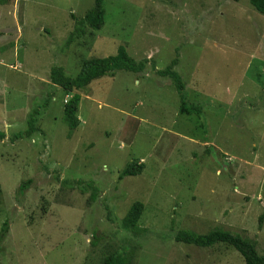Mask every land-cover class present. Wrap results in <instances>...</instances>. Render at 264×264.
<instances>
[{
    "label": "rangeland",
    "instance_id": "1",
    "mask_svg": "<svg viewBox=\"0 0 264 264\" xmlns=\"http://www.w3.org/2000/svg\"><path fill=\"white\" fill-rule=\"evenodd\" d=\"M94 5L0 0V229L10 222L0 264H102L113 253L246 264L226 244L176 242L181 230L230 231L264 255V16L250 0H104V27L78 32ZM120 46L146 69L70 94L51 82L53 67L77 77ZM176 58L181 92L158 73ZM75 94L72 131L64 107ZM34 112L39 131L13 142ZM133 161L143 174L118 180ZM137 201L145 211L130 232L121 221Z\"/></svg>",
    "mask_w": 264,
    "mask_h": 264
},
{
    "label": "trees",
    "instance_id": "2",
    "mask_svg": "<svg viewBox=\"0 0 264 264\" xmlns=\"http://www.w3.org/2000/svg\"><path fill=\"white\" fill-rule=\"evenodd\" d=\"M250 3L256 11L264 16V0H250ZM105 14L104 0H95L94 8L90 10L82 20L76 22L77 31L81 32L84 25H89L94 30H101L105 25ZM178 62L177 58L174 59L166 69L158 73L162 77L170 78L175 88L181 92L185 90V84L182 77L175 71ZM146 64V61H136L133 59L129 55L126 47L120 46L114 56L85 60L82 63L81 72L77 77L68 76L64 68L56 66L51 69L50 79L55 86L62 88L67 94H70L74 91H83L87 89L93 81L105 76H114L116 72L120 70L135 73L143 72L146 69ZM80 101L81 96L75 94L66 102L64 107V114L69 122L70 130L72 131L77 129L80 125V119L78 117ZM194 110H197L198 114L201 113V109L199 108ZM180 112L182 114L191 113L185 100L182 101ZM36 115V112L30 115L27 120V130L13 135L11 138L13 142L17 139L29 138L39 131ZM6 137V133L0 131V140H4ZM144 168L145 165L143 163L133 161L123 169L118 180H123L126 177L139 176L143 174ZM31 183L32 180L22 183L18 189L19 192H25ZM144 211V203L140 201L135 202L122 219V228L130 232L137 231ZM263 221L264 213L260 216V223H263ZM9 231L10 222L6 220L0 229V245L6 240ZM175 240L176 242L195 245L201 248L213 247L217 244H226L239 252L246 264H264V255L260 254L257 250V243L255 241L223 229H215L207 234H198L190 230H181L175 235ZM102 264H130V261L119 253H113L106 256Z\"/></svg>",
    "mask_w": 264,
    "mask_h": 264
}]
</instances>
